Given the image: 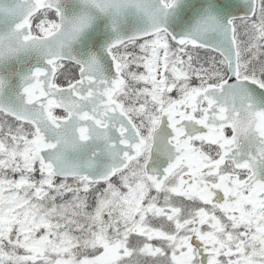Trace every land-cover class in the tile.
I'll use <instances>...</instances> for the list:
<instances>
[{"label":"snow or ice","instance_id":"6c2138e0","mask_svg":"<svg viewBox=\"0 0 264 264\" xmlns=\"http://www.w3.org/2000/svg\"><path fill=\"white\" fill-rule=\"evenodd\" d=\"M0 264H264V0H0Z\"/></svg>","mask_w":264,"mask_h":264}]
</instances>
